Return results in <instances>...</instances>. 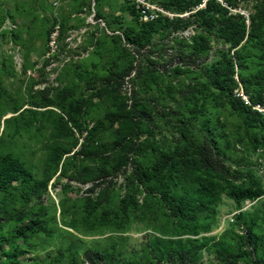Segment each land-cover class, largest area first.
I'll list each match as a JSON object with an SVG mask.
<instances>
[{"label":"rangeland","instance_id":"374dc122","mask_svg":"<svg viewBox=\"0 0 264 264\" xmlns=\"http://www.w3.org/2000/svg\"><path fill=\"white\" fill-rule=\"evenodd\" d=\"M188 2L0 0V154L31 174L0 190V264H264V193L201 207L134 171L206 137L264 189V0ZM223 18L257 27L232 48Z\"/></svg>","mask_w":264,"mask_h":264},{"label":"trees","instance_id":"16d2710c","mask_svg":"<svg viewBox=\"0 0 264 264\" xmlns=\"http://www.w3.org/2000/svg\"><path fill=\"white\" fill-rule=\"evenodd\" d=\"M188 3H193L194 5L197 2L196 0H190ZM212 3L217 9L219 8L216 2H211L208 6ZM219 10L220 12L224 11L223 9ZM204 12L200 11L201 14ZM256 27L257 25L254 24L251 31L246 33L245 25L242 21L239 22L236 18H223L221 21L220 35L230 43L232 48H236L243 41L247 42L252 37ZM214 80L218 82L217 87H226L229 92L235 86L232 80L228 81L224 79L221 82L217 78ZM244 88L246 93H250V90L246 86ZM256 93L259 94L258 91ZM64 126L69 130L66 124ZM214 145V139L205 137L202 143L197 146L194 155L188 151L182 153L181 150H176L171 153L157 147H152V150H155L158 156L156 163L151 170H145L137 166L134 170L135 174L143 180H157L159 185L166 188L169 186H177L181 178L184 177V174L188 175L194 182V190L192 193L195 195V200L193 201V205L197 203L201 207H209L215 204L222 195L227 196L237 205H240L244 200L253 201L255 202L254 205L261 201L264 189L259 180L250 177L245 181L235 182L231 178L224 176L218 155L213 150ZM30 181L31 174L20 159L9 153L0 154V190L6 189L14 182L28 183ZM46 183L47 179L41 182H34L36 186H41L42 188L45 187ZM168 197L171 199L174 198L173 196ZM174 200V213L185 216L186 198L181 196L174 198ZM243 216L244 213L241 212L238 218ZM194 217L192 214L187 216L190 219H194ZM188 232L192 235L197 234L196 229L188 230ZM223 252L225 251L222 250L221 253ZM185 253L187 252L181 251L180 256H184ZM98 258L105 259L104 262L107 261L106 256L102 254L87 256V259L91 262L96 261Z\"/></svg>","mask_w":264,"mask_h":264},{"label":"built area","instance_id":"2783aa9c","mask_svg":"<svg viewBox=\"0 0 264 264\" xmlns=\"http://www.w3.org/2000/svg\"><path fill=\"white\" fill-rule=\"evenodd\" d=\"M152 15L150 13H143V15L141 16V19L146 22L152 19ZM244 98H246V96H242Z\"/></svg>","mask_w":264,"mask_h":264}]
</instances>
